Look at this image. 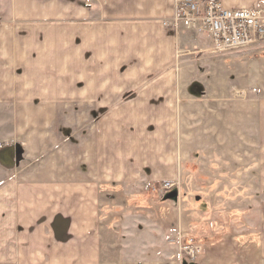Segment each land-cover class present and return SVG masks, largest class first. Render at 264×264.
Masks as SVG:
<instances>
[{"label":"crops","instance_id":"crops-1","mask_svg":"<svg viewBox=\"0 0 264 264\" xmlns=\"http://www.w3.org/2000/svg\"><path fill=\"white\" fill-rule=\"evenodd\" d=\"M173 11V0H0V264H158L157 240L107 232L111 211L124 213L115 189L176 174L188 56L217 53L168 29ZM231 53L228 70L215 59L220 83L264 87V42ZM227 243L210 244L203 264H264V252L244 263Z\"/></svg>","mask_w":264,"mask_h":264},{"label":"rangeland","instance_id":"rangeland-1","mask_svg":"<svg viewBox=\"0 0 264 264\" xmlns=\"http://www.w3.org/2000/svg\"><path fill=\"white\" fill-rule=\"evenodd\" d=\"M199 35L206 46H213L211 39ZM245 48L188 56L186 85L176 106V174L113 188L112 197L117 198L111 207L123 206L124 213L111 211L107 237L146 244L157 240L158 264H203L213 249L210 244L220 240L244 263L257 251L263 254L264 87L236 88L229 74L220 83L214 72L216 57H222L226 70L231 52ZM42 107L29 108L38 112ZM99 113L97 109L95 115ZM101 214L96 224L105 219ZM68 227L62 224L64 230ZM90 236L104 237L101 228ZM193 246L202 250L193 253Z\"/></svg>","mask_w":264,"mask_h":264},{"label":"built area","instance_id":"built-area-1","mask_svg":"<svg viewBox=\"0 0 264 264\" xmlns=\"http://www.w3.org/2000/svg\"><path fill=\"white\" fill-rule=\"evenodd\" d=\"M173 5V14L165 26L176 33L201 34L211 39L217 52L264 42L263 7L234 9L221 0H173ZM201 250V246L191 248L193 253Z\"/></svg>","mask_w":264,"mask_h":264}]
</instances>
